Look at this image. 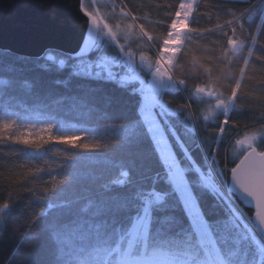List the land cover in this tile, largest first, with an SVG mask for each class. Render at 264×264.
Masks as SVG:
<instances>
[{"label": "snow or ice", "instance_id": "obj_1", "mask_svg": "<svg viewBox=\"0 0 264 264\" xmlns=\"http://www.w3.org/2000/svg\"><path fill=\"white\" fill-rule=\"evenodd\" d=\"M79 11L76 50L36 58L56 75L0 79V225L23 232L0 264H264V0Z\"/></svg>", "mask_w": 264, "mask_h": 264}, {"label": "water", "instance_id": "obj_2", "mask_svg": "<svg viewBox=\"0 0 264 264\" xmlns=\"http://www.w3.org/2000/svg\"><path fill=\"white\" fill-rule=\"evenodd\" d=\"M84 19L79 0H0V51L29 59L49 49L70 53Z\"/></svg>", "mask_w": 264, "mask_h": 264}, {"label": "trees", "instance_id": "obj_3", "mask_svg": "<svg viewBox=\"0 0 264 264\" xmlns=\"http://www.w3.org/2000/svg\"><path fill=\"white\" fill-rule=\"evenodd\" d=\"M88 2V0H86ZM169 3L178 4L179 0H168ZM153 16L155 17V13H153ZM162 16V14H161ZM204 24V21H201V25ZM157 40L159 42L160 38L157 37ZM2 52V51H0ZM5 56L11 57L12 60H15L16 58H21L22 60L30 61L31 63L25 65L23 63H8L4 62L0 64V79L5 80H22V79H29L31 80L33 77L37 76L38 74L45 77L50 78L51 76L56 75V72L53 71L52 73H45L42 69L36 67V59H29V58H23L18 57L12 54H9L7 52H3ZM40 63H43V61H40ZM64 75H67V69L60 70ZM175 75L178 78H187L189 81V84H193L197 82L198 79H204L203 76H199L197 70L191 65L190 63V56L188 58H184L182 60V64L177 66L175 68ZM61 90H63V86H61ZM172 98L173 104L175 106V103L178 101H182L183 95L182 94H176L174 97H166V99ZM221 158H223V154L221 155ZM3 198V193H0V199ZM35 210V209H34ZM248 214H251V211L246 210ZM31 212L24 208L23 206L17 210L16 216L13 217V221L9 224V228H12L15 226V220L17 217H22L23 215H30ZM4 226L0 225V261H3L7 258L9 252L12 251V249L15 247V245L19 242V238L23 236V232H17L16 233V239L10 240V232L3 230ZM36 247V243L34 241H26L23 244V247L20 249V255L27 257L30 252H32Z\"/></svg>", "mask_w": 264, "mask_h": 264}]
</instances>
